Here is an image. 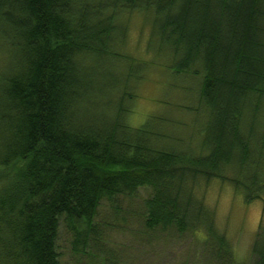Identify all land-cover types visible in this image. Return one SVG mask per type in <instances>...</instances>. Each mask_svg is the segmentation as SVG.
<instances>
[{
  "label": "trees",
  "instance_id": "1",
  "mask_svg": "<svg viewBox=\"0 0 264 264\" xmlns=\"http://www.w3.org/2000/svg\"><path fill=\"white\" fill-rule=\"evenodd\" d=\"M135 12L150 62L127 50ZM163 56L199 77L194 116L134 127L136 88ZM212 181L264 196V0H0V264H61L63 227L74 253L116 264L99 256V209L142 188L146 230L203 229L213 261L232 264L198 192ZM252 253L264 264L263 225Z\"/></svg>",
  "mask_w": 264,
  "mask_h": 264
},
{
  "label": "rangeland",
  "instance_id": "2",
  "mask_svg": "<svg viewBox=\"0 0 264 264\" xmlns=\"http://www.w3.org/2000/svg\"><path fill=\"white\" fill-rule=\"evenodd\" d=\"M128 24V53L140 62H150L156 57L154 49L147 48L150 18L147 19L143 12H135ZM171 61L163 56L145 68L129 117L132 126L143 125L155 114L171 115L181 121L193 118L194 114L185 107L194 104L195 95L191 90L198 89L200 79L180 77L169 67ZM198 192L217 213L218 227L234 251L236 260L232 264H252V246L264 226V196L247 203L243 194L236 193L231 185L217 181L202 183ZM149 195L150 189L142 188L133 197H119L113 203L102 202L97 217L102 234L100 258L107 255L116 264H217L210 255L203 229L180 233L149 231L143 227L144 201ZM58 250L61 264H97L88 256L74 253L72 235L64 227L60 231Z\"/></svg>",
  "mask_w": 264,
  "mask_h": 264
}]
</instances>
